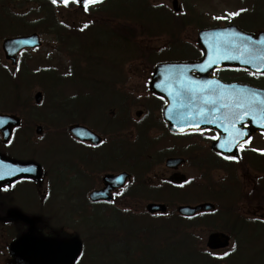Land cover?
<instances>
[{"label": "trees", "instance_id": "trees-1", "mask_svg": "<svg viewBox=\"0 0 264 264\" xmlns=\"http://www.w3.org/2000/svg\"><path fill=\"white\" fill-rule=\"evenodd\" d=\"M181 1L186 10L192 7L193 13L195 12L197 15L198 22H196L194 26L180 24L182 19L179 17L175 18V16L172 15L164 20V24H155V29L154 26L146 27L142 22L144 11L149 10L150 4L148 0H105L98 6L90 7L84 12L77 11L76 13L80 14L81 17H72L70 15L59 17L61 10L55 8L53 3L49 0H0V39L6 36L30 33H37L45 37L49 36L56 42L55 44H59V46L56 45V49L63 56V58H53L48 54L41 55L37 54L38 52H34L33 54H29L30 58L28 59L27 53H23L20 57L18 66L14 69H9L0 62V89H2V98L0 99L2 105L0 106V111L23 117V114L28 109L32 107L36 108V106L32 105L30 102L29 95L27 96V90H31L34 87L42 89L45 95L39 107L45 109L46 113L45 115L42 113L38 114L35 119L43 127L44 134L52 138L50 141H54L55 137L61 133V128L63 129L62 133H67L66 126L71 123L86 125L89 124V120H91V123L93 121L100 123L104 120L109 124L113 120H116L117 117L119 118V114L125 115L127 111L129 112V106H132L131 102L130 105H128L131 95L126 89H116V87L108 81L107 75L98 77V79L95 80L93 79V83L89 86L87 83L88 80L85 79L84 83L80 75L76 72L81 68V64L87 62L86 59L88 58L97 57L106 64L111 63L112 59L109 55L115 53L114 49H116V47H131L128 42L129 40L134 41L139 38L142 39L147 34L146 37H156L164 33H170L172 36H175L180 30L184 32L189 27L198 29L226 24V22L217 18L213 19L209 15V12L203 7V3H198L203 0H194L192 4L190 3L191 0ZM244 1L253 4L255 8L254 11H252V13H239L236 17L231 19V23L241 28H246L241 23L243 20L254 23L259 22L260 24L257 29L264 30V6L261 5V3H264V0ZM136 6L139 8H136ZM150 8H152V6H150ZM159 10L158 5L153 6V11L159 13ZM208 15L211 17L210 21H206L205 19ZM203 18L205 21L202 22ZM71 23L79 25L74 26L71 25ZM131 24L140 25L141 28H129ZM151 31H155V33L150 35ZM102 36L105 37L107 41L106 44L104 42L101 43L100 38ZM73 44L77 47L74 52L69 49ZM174 44L175 40H173V45ZM103 46L107 48L105 55L103 53L101 54V52L97 54L91 52L89 54L87 53L91 47L100 48ZM26 56L27 58L25 59ZM148 60L150 59L148 58ZM117 71L116 76L124 74L123 67H118ZM230 75V73L226 72L222 79L227 81ZM67 93H72V95L70 96ZM56 100H58V102H56ZM109 113H113L114 118ZM62 120L64 121L60 122ZM56 123H61L62 126L58 129L55 126ZM91 123L89 125H91ZM24 127L25 121L23 120L21 129L16 131L11 143L8 146L0 145V152L8 157L20 160H33L35 158L33 154L34 145L31 137L18 143L19 133ZM121 133V131L116 129H106V133L103 135H106L109 141L112 138L116 140L122 137ZM130 148L131 147L124 148L125 154L121 158L123 169L129 171L133 179L118 197L120 202H122L123 199L139 198L146 203L157 201L166 202L172 199L184 203L197 198L198 191L194 188L185 192L177 188H170L169 185H165L164 187L156 185L151 179V174L145 159L144 161L142 159L144 157H129L128 154H126ZM116 149L117 147L113 145L111 148L112 151L109 153V161L113 159L120 165L119 161L121 158L116 156ZM118 149H120V146H118ZM49 151L51 150H48L46 154H50ZM66 167V165L58 167L57 171L55 168L54 187L51 188V195L48 199L52 205H57L58 203L61 205L63 204L64 207L60 209L67 211L68 218L80 223L86 228L85 230L91 235V240L94 241V249H97V245L100 244L105 246L106 253L110 250L111 254L109 253L108 255L109 263L117 264L115 258L118 254L130 259L132 257H129V254L135 253V250L141 253L140 249L132 251L125 249L121 252L120 247L124 244H129L132 240H138V234L142 232H138V234L135 232L132 234L129 229L122 239L117 238L114 232L115 236L113 239H106L104 237V234L109 232V224L115 223V220L124 222L122 225L125 226L129 220H132V217L137 218L131 213L128 207L115 210V203L93 207H89L88 204L85 205L83 203L73 206L69 200H63L61 198L58 190H60L62 184L64 185L65 182H67L66 178H68L70 174H68ZM220 168L225 170L227 167L225 164H221ZM100 171L108 172L109 169L104 167L103 170ZM64 176H66V178ZM190 191H192V193H189ZM219 192L218 197L221 198L224 196L225 198L221 199H224L227 205L231 204L233 197L230 195L228 196L223 187H219ZM212 201L218 202L214 199H212ZM174 204L175 203H169V209L171 208L170 212L175 215L176 206H174ZM104 213L106 215L103 217L102 215ZM218 214L231 216L228 206L221 207L217 204V210L214 213L200 215L192 219V222L188 224L185 232H189L190 229L201 227L202 225L207 226V224L203 223L205 221L214 223ZM53 217L56 218V215H53ZM175 217L177 216L175 215ZM179 219L184 220L182 218ZM219 222L222 223V220ZM119 227H121V225H119ZM181 227L182 226L178 224L175 233L180 232ZM220 229L225 232H231L224 227ZM23 231L24 228L21 224L0 225L1 248L5 250L7 245ZM37 234L48 237H63L62 230L55 229L51 225L47 228V231L41 233L40 224L38 223ZM182 236L194 239L185 234ZM128 238H130V240H127ZM83 239V243L87 246V239ZM140 253L137 254L136 257H138ZM133 259L131 261H133Z\"/></svg>", "mask_w": 264, "mask_h": 264}, {"label": "rangeland", "instance_id": "rangeland-1", "mask_svg": "<svg viewBox=\"0 0 264 264\" xmlns=\"http://www.w3.org/2000/svg\"><path fill=\"white\" fill-rule=\"evenodd\" d=\"M171 1L172 0H149V2L153 6L163 4L165 8L167 7L172 12ZM178 1L180 3V0ZM203 7L209 12L210 16H214L215 18H219L221 20L227 19L229 21L230 17L234 16L233 15L234 13L242 11L246 8H251L252 6L245 5L243 2H241V0H203ZM136 8H139V7L136 6ZM170 11L166 12V11H163L162 9V13L159 16L160 20L156 17V15H150L149 11H144L143 13L144 18H143L142 24H145L146 27L154 26V29H155V24L157 23L164 24V20H166L169 16H171ZM166 13L168 14V17H166L167 16ZM60 14L61 16H68V15L72 17L76 16V13H74L73 11L68 12V10H64ZM60 14H59V17H60ZM175 18H178V17H175ZM172 20H175V19H172ZM180 24L185 25V23L182 20L180 21ZM242 25L245 27H255L257 24L244 21ZM129 28L137 29L141 27L140 25L131 24ZM196 34H197L196 29L193 27H189L184 32H181L180 30V32H177L175 36H172L170 33H164V34H160L159 36H156L155 38L150 39V38H147L145 35V37H143L141 40L135 41L136 46L134 47L135 48L134 54L135 56L144 54L146 55V58L147 56L149 57L153 55L152 56L153 59H157L159 53L163 49L165 48L169 49V47L165 45V43H168L171 46L182 47L184 49L183 56H179V58H176V59H187L188 58L187 56L189 55L188 53H191V52L194 53L196 50V46H197ZM100 39H101V43L106 41L104 36H102ZM41 40L43 44L37 54H41V55L48 54L53 58H59V57L62 58V56L57 51H55L56 46L51 37H41ZM173 40H175L174 45H173ZM0 48H1V39H0ZM90 52H91L90 50L87 51L88 54ZM100 52H103V51L100 50ZM175 52H176L175 50L171 52V55H172L171 59H159L157 61L174 60L175 57L173 56L176 55L174 54ZM26 58L27 56L25 57V59ZM29 58L30 56L28 55V59ZM0 62L8 65V63H6L3 59L1 49H0ZM88 67H89V70L92 71L91 73H95L99 76L101 75L106 76L108 74L105 72L102 73V69L95 68V66H93L91 62L89 63ZM144 67H147L146 61L143 62L141 65H130L124 69V74L128 78L127 90L130 91V93L134 95V101L130 99L129 103L127 102L128 105H130V102L132 103V106L131 105L129 106V112L127 111L125 115L119 114V118L121 119L120 124L121 126L123 124L125 126V127L123 126L120 127L121 132H122L121 134H123L126 128H129L126 122L130 123L132 121L133 123L136 111L141 110L142 103L144 102V99L148 96L147 87H145V84H146L145 80L146 78H148V75L145 74L146 70L143 71ZM91 76L94 80L98 79V77L94 74H92ZM112 77L115 80L116 77L115 76H112ZM262 82L264 83V81ZM38 91L42 92L43 98H44L45 92L38 87H34L31 90H27V96L29 95L30 102L32 103V105H34L33 96ZM0 95H1L0 96V99H1L2 89H0ZM68 95L71 96L72 93H69ZM25 96H26V93H25ZM56 102H58V100H56ZM1 105L2 103L0 101V106ZM41 113L45 115L46 110L43 108L35 109V107H32L23 114V117L20 116L25 121V127L19 133L18 143H21L24 139L31 137L33 145H34L33 154L35 155V158L33 160L35 161L40 159L42 154L45 157L48 149L46 148L42 149V147L50 145V140H52V138L48 135L43 134L39 138V137H36L34 134L35 128L33 127L32 129L33 124L41 125L37 120H35L34 115H38ZM116 119H118V117ZM63 121L64 120L60 122H63ZM90 123H91V120H89V124ZM89 124H86V126H88L93 131L97 132L98 134L102 136L104 133H106V128L107 130H109L110 126L112 125V124L108 125L104 120L101 121L100 124H96L95 121H93L91 125ZM133 125L136 126L135 120H134ZM55 126L59 129L62 126V124L56 123ZM67 127L68 126H66V129ZM143 127L145 126H142L141 128ZM62 131L63 129L61 128V133H59L55 137L57 141L53 143L51 147V151H49L50 158H51L50 162L47 159L46 160L43 159L39 161H41L43 164H45L50 169L54 168V171H55V168H56V171L58 170L57 164L68 166L71 163V165L68 167L72 169L71 171L74 175L70 174V176L68 175V178L64 176L67 179L66 180L67 182H65V184H68V181L71 177L73 179V182L71 185L72 186L74 185L73 187L76 190L79 189V188L77 189L78 185H80V187L81 186H87V187L84 189L82 187L80 190H78L80 191L79 193L77 192L78 197H72V199L69 200V202L73 206L81 204V203L87 205V199H86L87 194L92 188L96 189L99 187L100 178L101 176H103V173L101 171L97 172L100 169L97 166L93 167V169L86 171L83 163L80 162L78 158L74 159L76 155L80 153L75 150L74 144L72 141L69 140L70 137H68V134L62 133ZM125 134H127V132H125ZM128 134L133 137L137 136L136 132H130ZM109 144L110 143L108 142V144L96 150L95 152H92L87 148L80 147L79 149L83 152L85 156L90 155V153L98 154L99 156H102V154H105V155L108 154L107 147H109L108 146ZM142 146L143 144L141 143L140 147ZM137 150H140V149H137ZM108 158L109 157H107V159ZM120 161H122V158ZM254 164L255 162H253V165ZM161 168L162 166L159 167V170H161ZM122 170L124 169L121 168V170L119 169L111 170L110 172L116 173ZM180 172H182L187 178L191 177L194 180L198 178V173L195 170H191L188 167H186V169L181 168ZM234 172L235 171L232 168H230L227 172L215 171L213 174V180L216 182L217 188L223 187L225 191L230 190L234 192L235 195L238 197V199H240L241 197L243 198V201H241L240 203H236L234 201L232 204H229V205H227V203L224 202L223 200L219 202V205L221 207H226V206L230 208L232 206L235 207L233 217H228L224 214H218L215 219L216 221L214 223H211V221H205L203 223L207 224V226L202 225L201 227L190 229L189 232L188 231L185 232V229L188 227V224L191 223L192 221L180 220L177 217H175V215L172 214L171 212H169L164 217H159V216L150 217L149 215L145 213V210H144L146 202L141 201V199L139 198L130 199L131 201L124 200V202H120L119 200H117L114 205L115 210H120V209H123V207H128L131 213H133L134 216H136L137 218L132 217V220H129L128 223L125 224V226L122 225L124 222L115 220L114 221L115 223L109 224V232H106V234H104V237L106 239H113L114 236L116 235L117 238L122 239V237L125 236V234L127 233V231H129V229L131 230L132 234H134L135 232H137L138 234V232L141 231L142 233L138 234L139 235L137 237L138 240H132L135 242L136 246L140 248L141 253L140 251L135 250L134 251L135 253L129 254V257H132L130 258V261L134 258L133 261H131V264H205L206 260H205L204 254L196 253V251L192 247V240L190 238H185L182 235L185 234V235H188L194 238L197 244V248H200L203 252H205L207 251L205 248L206 236L209 233V231L206 232L207 230H209L210 228H213V229L217 228L219 230H222L220 228L223 225L219 222L220 220H222L224 224L223 227L226 230L230 231V229H232V224L235 223L234 221H236V219L242 220V218H245L244 216H240V217L237 216L239 211L241 214V212H245V211L247 212L248 210L253 209L255 202L261 201L262 199H263L262 204L264 205V195H263V192L260 190L261 188L260 184L264 182V176H262L259 173L250 174L248 169L240 170L239 172H235V173ZM48 178L50 179V183L52 187V184L54 182V174L51 172L49 173L46 172L44 179L37 185H34V187H32L33 189H27V191L17 194V197L15 198V204L21 209H23L24 211L29 210V209L30 210L35 209L36 205L44 213L49 211V209L51 210L55 209L54 212L58 214L56 218L53 217L54 213H52L53 215H45L43 214V212H41L42 215H40V218L42 220L40 224V232L44 233L45 231H47V228H49V226L51 225L55 229H58V230L61 229L63 232V235L65 236L77 235L79 238L82 239V241H84L83 238L87 239L88 245L86 246V244L83 243L85 257L83 258V261L80 264H105V262H108V259H109L108 255L109 253L111 254L110 250L108 251V253L106 252L104 253V250L102 249V247H105V246H102L99 244L97 245V249H100V250L97 253H95L94 244H93L94 241L91 240L90 238L91 235L89 234V232L85 230L86 228L82 226L80 223L75 222L71 220L70 218H67L68 217L67 211L60 209L64 207L63 204L61 205L60 203H58L57 205H52V203L49 200L48 202L44 200L43 193H45V191H47V189L50 187ZM80 179H85L86 181L81 180V182L78 183L77 185V182L75 181H79ZM203 180L206 182H211L212 178L210 177V175H207L203 177ZM253 182H257L256 187H252ZM25 186L27 185H22V187H20L19 189H22ZM200 188L201 187H198L195 184V190L198 191V194L200 193V190H201ZM206 190L207 189H203L200 193L203 196L202 199L196 198V200H190V201L185 202L184 204L192 205L200 201H205L206 197H213V198L214 196L217 197V194H214V193L211 194L207 192L208 193L207 194ZM184 191L187 192L186 189ZM58 192L60 193L61 198L63 199L62 188H60ZM189 193H192V191H190ZM30 194L36 197V201L35 200L33 201V197ZM260 195L262 196V198L260 197ZM228 196H229V193H228ZM64 197L66 196L64 195ZM132 202H135V204H132ZM162 202L166 203L168 205V208H169V203H175L174 206L182 203L179 201H175L174 199L170 201H166V202L160 201L158 203H162ZM57 208H59L60 211L64 213H59L56 210ZM169 211H171V208ZM261 213H263L264 215V207L261 208ZM59 215L65 216L66 218L61 219ZM105 215L106 214L104 213L102 216L104 217ZM246 222L252 223L253 221H249V222L246 221ZM118 224L121 225V227H119ZM178 224H180V226L182 227L180 228V232L175 233V230H177ZM238 226L241 228V231L238 232L239 233L238 235L239 248H238L237 253H234V256L232 257V264H264V226L261 224H242V223H240V225ZM129 227H131L132 229ZM113 232L115 233V235ZM232 233L234 237L235 232H232ZM127 240H130V238H128ZM123 247L124 246L122 245L120 249H123ZM229 250L230 248L228 249V251ZM139 253L140 255L136 257V255ZM116 256H117L116 257L117 259L115 258L116 263L123 264L122 261L118 260L120 258L119 254ZM7 260L9 261L7 251L4 250V248H1V245H0V264H8L6 263Z\"/></svg>", "mask_w": 264, "mask_h": 264}, {"label": "water", "instance_id": "water-1", "mask_svg": "<svg viewBox=\"0 0 264 264\" xmlns=\"http://www.w3.org/2000/svg\"><path fill=\"white\" fill-rule=\"evenodd\" d=\"M75 1L81 8L87 4L86 0ZM63 2L64 0H57L56 3L62 5ZM172 5L175 12L180 10L177 1H173ZM197 44L203 52L202 60L158 65L151 77L150 91L166 100L163 117L172 132L214 130L218 134V142L213 149L223 156L236 157L238 141L232 145L231 139L232 137L238 139L240 133L238 128L248 122L245 117L247 113L258 112V122H260V113L264 111V90L241 84H224L215 77L206 78V74H212L217 69H242L264 75V32L254 36L231 25L212 28L201 30L197 34ZM40 46L39 36L31 34L4 40L2 51L5 60L15 66L19 52ZM193 72L197 73V78L192 75ZM183 86H188L190 89H184ZM192 87L196 89H191ZM204 87H213V89H204ZM41 100L42 95L37 92L34 102L39 104ZM244 103L257 104L255 108L254 104L248 106ZM235 112L239 113L237 117L233 116ZM262 118L264 119V113ZM18 126L17 117L0 114V135L4 143L10 140L12 131ZM233 128H235L234 132ZM260 130H264V126ZM68 131L80 142L94 146L101 142L98 135L84 126L74 125L69 127ZM36 133H41L39 127ZM243 133L242 131L240 137L249 134L247 129ZM181 163H183L181 159H169L166 166L176 169ZM20 178L40 180V166L32 162H15L0 155V186ZM130 179V175L125 172L104 175L101 180L102 188L91 192L89 201L110 203L113 192L121 189ZM183 180V176L176 175L173 178L175 183H181ZM213 210L212 204L203 203L195 206H179L176 212L182 217H194ZM146 211L151 215L165 214L166 207L152 203L146 206ZM0 221L21 222L28 226L27 233L9 247V253L15 259V264H74L81 255L82 243L78 238L37 237L34 222L18 211H8L6 216L0 217ZM229 241L227 235L213 233L208 237L206 246L210 250H221L228 247Z\"/></svg>", "mask_w": 264, "mask_h": 264}, {"label": "flooded vegetation", "instance_id": "flooded-vegetation-1", "mask_svg": "<svg viewBox=\"0 0 264 264\" xmlns=\"http://www.w3.org/2000/svg\"><path fill=\"white\" fill-rule=\"evenodd\" d=\"M201 57V56H200ZM165 106V102H162L158 97L154 95L147 96L142 103L141 110L135 113L134 120L130 122L134 131L139 132V141L145 142V136H148L147 147L148 150L138 152V156L146 159L149 168L148 170L154 172V178L157 180H165L176 186L173 181L175 174L184 175L181 168L188 167L191 170H195L199 174V181L196 186L207 189L209 193H217V184L213 180V174L218 171L220 159L228 161L230 168L235 172L240 170H249V173L261 174L264 176V132H258L257 127L264 125L261 120L260 124L252 121V116L249 114L248 123L245 127L248 128L249 136L247 140L242 142L237 148L238 158L236 160H228L222 158L217 152L212 149V145L215 143L217 137L213 132H186L180 134H173L168 131L163 120L162 110ZM262 116V115H261ZM255 118V117H254ZM128 123V124H130ZM256 123V124H253ZM142 126H145L141 128ZM140 130V131H139ZM144 136V137H143ZM120 152V151H118ZM168 158H180L184 160V163L176 170H168L165 168V163ZM256 163L253 165L254 160ZM103 163H108L107 160H103ZM159 170V167H161ZM234 172V173H235ZM204 173L210 175L211 182L203 180ZM159 174V175H157ZM168 175V176H166ZM261 176V177H262ZM186 177V176H185ZM186 177V181H187ZM260 190L264 195V182L260 184ZM257 182L252 183V187H256ZM262 198V196L260 195ZM262 201H256L254 208L247 212H241L240 216H244L243 220L258 221L264 218L261 213V208L264 207ZM247 218V219H246ZM241 230H237L236 233ZM241 247V246H240ZM230 252L223 251L218 252H206L204 253L206 263L205 264H232V257L234 253H237L239 245L229 247ZM198 253L201 250L196 247Z\"/></svg>", "mask_w": 264, "mask_h": 264}, {"label": "bare ground", "instance_id": "bare-ground-1", "mask_svg": "<svg viewBox=\"0 0 264 264\" xmlns=\"http://www.w3.org/2000/svg\"><path fill=\"white\" fill-rule=\"evenodd\" d=\"M71 175H74V174L72 173ZM69 180H70V182L68 181V184H64L61 187L62 188V196H63V199L64 200H71L72 197H78L77 196L78 195L77 192L78 193L80 192L78 190H80L82 187H83V189L85 188V186H81L80 187V185H78V183H80L81 180H83V179H80L79 181H75V182H77V185H78L77 189L79 188L78 190H76L73 187L74 185L73 186L71 185L72 182H73V179L70 178ZM81 192H83V191H81ZM64 195L66 197H64ZM129 228H131V227H129ZM123 246H124L123 249H120L121 252L124 251L125 249L128 250V251H132V250H135V249H140L138 246H136V244H135L134 241H131L129 244H124ZM102 249L104 250V253H105L106 252V248L105 247H102ZM98 251H99V249H95V253H97ZM119 256H120V258L118 260L122 261L123 264H131V261H130L129 258L123 257L122 255H119ZM105 264H114V263L105 262Z\"/></svg>", "mask_w": 264, "mask_h": 264}, {"label": "snow or ice", "instance_id": "snow-or-ice-1", "mask_svg": "<svg viewBox=\"0 0 264 264\" xmlns=\"http://www.w3.org/2000/svg\"><path fill=\"white\" fill-rule=\"evenodd\" d=\"M57 2V0H53V3H56ZM86 2L87 3H94V2H96V0H86ZM64 3H67V0H64ZM236 14H238V13H234L233 15H236Z\"/></svg>", "mask_w": 264, "mask_h": 264}]
</instances>
